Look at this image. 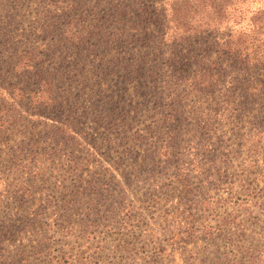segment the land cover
<instances>
[{"label": "rangeland", "instance_id": "1", "mask_svg": "<svg viewBox=\"0 0 264 264\" xmlns=\"http://www.w3.org/2000/svg\"><path fill=\"white\" fill-rule=\"evenodd\" d=\"M89 1L0 0V263L264 264V92L94 47Z\"/></svg>", "mask_w": 264, "mask_h": 264}, {"label": "trees", "instance_id": "2", "mask_svg": "<svg viewBox=\"0 0 264 264\" xmlns=\"http://www.w3.org/2000/svg\"><path fill=\"white\" fill-rule=\"evenodd\" d=\"M89 2L93 3L92 10L98 11V18L113 27L111 33L99 28L95 34L98 40L93 43L94 47L97 44L118 41L125 47L133 46L136 54H133L132 58L139 66H179V71H185L179 74L180 77L189 78L194 90L218 93L224 100L235 94H246L245 96L249 97L263 94L264 0ZM256 3L261 4L252 7ZM227 79H230V82L229 86L225 87L223 83H226ZM52 87L53 83L45 78L37 88L41 97L42 93L48 94L46 102L49 105L58 103L52 97ZM20 92L29 98L34 90L32 92L23 86ZM241 97L242 95L239 98ZM45 103L43 106L47 107ZM59 124L61 127L54 129H63V143L79 145L76 140L80 136L79 132L62 122ZM158 133L156 131L151 137L156 138ZM173 136L169 134V140H172ZM160 148V151L163 149L166 152L172 146L166 143ZM52 152L56 153V148H53ZM65 156L70 157L66 148L63 152V157ZM65 186L61 184L60 187Z\"/></svg>", "mask_w": 264, "mask_h": 264}]
</instances>
